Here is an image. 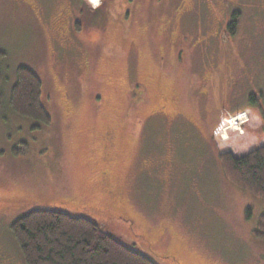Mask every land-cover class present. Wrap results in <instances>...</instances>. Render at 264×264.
Here are the masks:
<instances>
[{
	"label": "rangeland",
	"instance_id": "obj_1",
	"mask_svg": "<svg viewBox=\"0 0 264 264\" xmlns=\"http://www.w3.org/2000/svg\"><path fill=\"white\" fill-rule=\"evenodd\" d=\"M82 1L102 8L52 36L38 10L0 0V205L21 202L0 208V264H26L11 225L37 208L85 213L158 264H264V201L219 157L264 144V0ZM21 65L42 81L49 126L9 106Z\"/></svg>",
	"mask_w": 264,
	"mask_h": 264
},
{
	"label": "trees",
	"instance_id": "obj_2",
	"mask_svg": "<svg viewBox=\"0 0 264 264\" xmlns=\"http://www.w3.org/2000/svg\"><path fill=\"white\" fill-rule=\"evenodd\" d=\"M237 24V15L233 14L229 25L232 35L236 33ZM6 56L7 52L0 49V104L5 97L7 78L2 62ZM42 91L40 77L21 65L11 86L9 106L17 115L37 122L38 127L49 126L52 117L43 104ZM250 100L254 103L256 95H251ZM219 157L229 181L264 201V144L245 155L234 156L228 152ZM251 217L249 207L247 218ZM11 232L26 264H158L105 231L85 213L74 215L57 208H37L16 219ZM253 233L264 241V213Z\"/></svg>",
	"mask_w": 264,
	"mask_h": 264
},
{
	"label": "flooded vegetation",
	"instance_id": "obj_3",
	"mask_svg": "<svg viewBox=\"0 0 264 264\" xmlns=\"http://www.w3.org/2000/svg\"><path fill=\"white\" fill-rule=\"evenodd\" d=\"M8 1H10V3H14L15 5L22 6V8H25V9H26V7H28L29 9H27V10L31 11V12L38 10V13L35 12L37 15L34 14L36 20L38 19L40 25H41V22H43L45 24V26L48 28V31L52 36H56L55 34L60 35L64 30L67 31L68 28L80 30L79 29L80 20L77 17H78V14L82 13L83 8H85L87 6V5L85 6V4L83 3L82 0H66L67 3L65 5V7L61 8L60 10H57L55 7V5H56L55 0L53 3H50V4L47 3L46 1H45V3H43L42 0H38L36 5H35V0H8ZM49 1H51V0H49ZM211 1H215V0H211ZM217 1H220V0H217ZM221 1L225 2V0H221ZM229 1L230 0H226V2H229ZM185 2L188 3L187 0H185ZM193 2H194V0L192 1V3ZM73 4H74V7H73ZM99 6H102V5H99ZM101 8L97 7L94 9H89L86 7L85 9L96 14L100 11ZM78 9H79L80 13H78ZM57 11H59V12H57ZM126 11L128 12V14H130V12H131V10L128 6L126 7ZM76 15H77V17L75 19ZM88 25L89 24L87 23V26ZM51 31H53L55 34ZM106 140H108V142H109V144H107V147L111 148V145L114 142V137L112 135L107 136ZM103 175L104 176H103L102 181L105 184L108 182V179H107L108 173L106 171H104ZM108 191L111 194L113 193V195H115L112 190H108ZM20 205H21V202L20 203L19 202L4 203V204L0 205V208H6L7 210H11V209H14L16 207H19ZM113 216H116V215L110 214L111 218H115ZM116 217L117 218L118 217L123 218L122 216H116ZM169 259L172 261L173 264H182V262L179 260V258L176 255L173 257H172V255L169 256Z\"/></svg>",
	"mask_w": 264,
	"mask_h": 264
},
{
	"label": "built area",
	"instance_id": "obj_4",
	"mask_svg": "<svg viewBox=\"0 0 264 264\" xmlns=\"http://www.w3.org/2000/svg\"><path fill=\"white\" fill-rule=\"evenodd\" d=\"M244 114H246V113L243 112V114H240V115H244ZM240 115L231 118V120H233V122H234L238 127L241 126V125H240V124H241V121H242L243 119H245V117H241ZM234 123H233V124H234Z\"/></svg>",
	"mask_w": 264,
	"mask_h": 264
},
{
	"label": "bare ground",
	"instance_id": "obj_5",
	"mask_svg": "<svg viewBox=\"0 0 264 264\" xmlns=\"http://www.w3.org/2000/svg\"><path fill=\"white\" fill-rule=\"evenodd\" d=\"M95 3L97 2V0H93Z\"/></svg>",
	"mask_w": 264,
	"mask_h": 264
}]
</instances>
